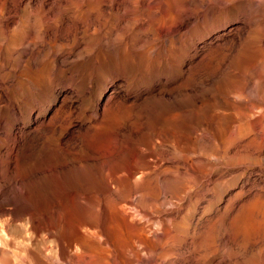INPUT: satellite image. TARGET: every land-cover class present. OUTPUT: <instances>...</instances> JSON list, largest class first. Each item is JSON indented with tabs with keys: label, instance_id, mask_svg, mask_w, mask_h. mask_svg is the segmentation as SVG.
Listing matches in <instances>:
<instances>
[{
	"label": "rangeland",
	"instance_id": "374dc122",
	"mask_svg": "<svg viewBox=\"0 0 264 264\" xmlns=\"http://www.w3.org/2000/svg\"><path fill=\"white\" fill-rule=\"evenodd\" d=\"M38 1L0 0V183L22 184L1 190L17 220L0 264L32 262L19 254L21 205L44 208L53 192L41 185L55 180L72 192L71 222L109 235L116 181L137 221L172 231L173 264H264V0H153L157 15L135 5L131 24L68 10L58 28L60 17L42 20L54 0Z\"/></svg>",
	"mask_w": 264,
	"mask_h": 264
},
{
	"label": "bare ground",
	"instance_id": "6f19581e",
	"mask_svg": "<svg viewBox=\"0 0 264 264\" xmlns=\"http://www.w3.org/2000/svg\"><path fill=\"white\" fill-rule=\"evenodd\" d=\"M152 1L153 0H54L52 2L49 1L50 2L49 4L51 5L50 7L55 8V11L52 10L53 12H51V14H49V12H50L49 9L46 11L47 13L43 12L44 14L42 13L43 14L42 20H44V18H47L48 16H51L50 17L51 20L57 19L58 17H60L61 21H58V22L56 21L57 28H58V25L59 26L62 25V23H63L62 18H64V15L69 10L71 12V16L70 17L67 16L68 20L70 19V20L79 21V23H82V22H80V20H82V19H83V21L84 20L90 21L91 19H105V17H109L111 15V13H113V15L117 19L116 24H121L123 22H125V23L130 22L129 24H131V20H126V19H123L122 17L129 15V14H132L133 9L135 8V5L140 4L141 8H145V9L149 10L152 14L157 15L158 10L156 11V10H152V8L150 9V3ZM198 1H199V7L198 8L196 7L197 9L203 7L204 10H206V9L208 10L210 8L209 4L212 3V0H210V1L209 0H198ZM214 1L217 4L219 2H226V0H214ZM255 1H257V0H255ZM38 2H40L39 3L40 5H42V3H43L40 0ZM190 2L193 3L192 1H190ZM209 2H211V3H209ZM252 2H253V0H252ZM193 4L195 5L196 3H193ZM183 5L185 7H187L188 3H187V5H185V4H183ZM213 6H215V5H213ZM80 7H81V9L82 8L83 9L80 10L79 9ZM181 7H183V6H181ZM189 7L184 8L182 13L180 12L181 14H183L182 15L183 20H181V22L182 21H184L186 23L188 22V18H189V16H191L190 12L193 11V9H192V11H189V9H190ZM154 8H155V6H154ZM42 11H44V9ZM140 11H143V10H140ZM144 12H145V14L147 13L146 11H144ZM152 14L148 15V13H147L148 17L149 16L153 17ZM158 14H160V13H158ZM147 15H146V17H147ZM168 15H170V14H168ZM38 16H41V14ZM160 18H162V17H160ZM178 18L180 19L179 15H178ZM35 19H36V17H35ZM153 20L157 21L156 18ZM75 21H74V23H75ZM174 23H175V21H174ZM68 24H69V22H68ZM169 24H171V23H169ZM174 26H176V28H177V25H174ZM33 27H34V25H33ZM173 27H172V29H173ZM236 30H238V29H236ZM54 31L56 32V30H54ZM172 32H173V30H172ZM232 34H234V33H232ZM47 35H48L47 32L43 33V36H42L43 40H44V37ZM39 36H40V34H39ZM39 36H38L37 40L40 39ZM100 37L101 36H99V39H101ZM103 37H105V36H103ZM21 38H22V36H21ZM35 38H37V37L35 36ZM22 40H23V38H22ZM109 42H110V39H109ZM30 44H31L30 42H26L25 45L23 44L24 45V47H23L24 51H28V49L31 48ZM114 45H115V43H114ZM114 45H113V47L115 49L116 46H114ZM32 51H34V50H32ZM22 52H23V50H22ZM229 57H231V56H229ZM225 59L227 60L228 58H225ZM228 61H230V59ZM230 63L228 64V66L230 65ZM225 69H226V67H225ZM190 87H193V86H190ZM190 90H192V89L190 88ZM116 91H117V88H116ZM197 93H199V92H197ZM249 114L250 113H248V110H244L242 112L240 111V115L238 117L239 118L238 120L250 116ZM221 116H222V114H221ZM263 117H264V115H263ZM231 121L232 120H229V119L226 121L224 120L223 124L219 127V129H220L219 131L227 129L228 126L230 125ZM15 179L16 178H14V181H12V182L0 183V213H2L4 216L6 215L5 219L0 220V243H2V244H0V252L2 253V255H1L2 257H6L7 253H11L13 251V250H10L9 248L6 249L7 246L5 247V245H3V244H6V242L8 241L7 237L4 234V230L8 226L9 227L11 226V225H8L9 222L15 220L17 218V215H15L13 213L14 209L12 208L13 206H11L13 204H11L5 196L1 197V190L3 188H5V190H2V191H6V187L8 189V187H10V186H12V187L13 186H15V187L22 186L21 182L19 180H15ZM41 186H43L47 189H51L53 192V200L50 201L49 204H47V205L45 204L46 206L42 209L30 207L27 204H25V205L22 204L23 206L21 205L23 216H24V222L22 221L23 223H19V225L22 228V232H23L22 235H20L21 239L18 240V242L21 244L20 247H21V251H22L19 254L21 255V257L25 255L30 259V261L32 260V262H28V263H30V264H170V262H171L170 259H172L174 257L173 256L174 254H173L172 255L173 257L170 258V256H171L170 253L172 254L173 251L171 249H169V244H168L169 238L171 237L170 235H172V234H170V233H172V231H170L169 227H167L164 224H161L160 227L154 228L149 224H141L139 221H137L136 214H138L139 209L138 210L135 209V206L133 205V199H131L132 195L131 196L128 195L127 197H125V196L118 194L116 191V187L119 185L117 184L116 181L109 180L106 183L107 191L105 194H106V197L109 199V203H110L109 208H111L110 211L108 210L109 218L111 220H113L114 222L116 221L118 223V227L116 226L117 229H115V230L113 229V234H110V235L106 232L107 229L106 230L103 229L102 226H99L96 223L95 224H89L85 220L80 221L81 223H79V224H77L75 222L74 223L71 222L72 218H70V210H69L70 208H69V206L66 205L67 204L66 201L70 198V196H72L71 195L72 192L69 191V186L67 183L65 184V183H63V181L58 182L55 180V181L43 183ZM133 186H135V185H133ZM19 191H18V193H19ZM74 194H76V193H74ZM148 200L149 199H146V200L144 199V201H146V202H148ZM64 201L66 203H64ZM141 210H142V208H141ZM139 213H141L140 210H139ZM146 213H147V211H146ZM143 215H145V214H143ZM144 218H145V216H144ZM97 219H98V217H97ZM69 224L72 226L74 233L70 239H63L62 238V231ZM66 228H68V227H66ZM8 229H10V228H8ZM109 229H111V228H109ZM170 242H171V240H170ZM9 243H11V241L8 242V244ZM17 248H16V250H17ZM179 249L180 248L178 247V250ZM170 250H171V252H170ZM14 253L16 255H18V253L16 251H14ZM173 253H175V252H173ZM175 254L177 255V252ZM178 254H179V252H178ZM36 255L38 256V260L34 259V257ZM4 259H6V258H4ZM174 259H176V258H174Z\"/></svg>",
	"mask_w": 264,
	"mask_h": 264
}]
</instances>
